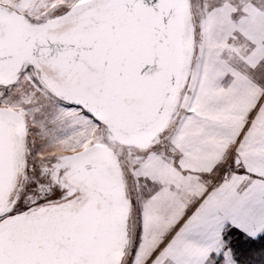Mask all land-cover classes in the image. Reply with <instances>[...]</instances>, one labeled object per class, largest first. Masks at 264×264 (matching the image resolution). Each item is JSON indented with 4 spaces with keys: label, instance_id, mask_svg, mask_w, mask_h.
Listing matches in <instances>:
<instances>
[{
    "label": "snow or ice",
    "instance_id": "1",
    "mask_svg": "<svg viewBox=\"0 0 264 264\" xmlns=\"http://www.w3.org/2000/svg\"><path fill=\"white\" fill-rule=\"evenodd\" d=\"M0 264H264V0H0Z\"/></svg>",
    "mask_w": 264,
    "mask_h": 264
}]
</instances>
